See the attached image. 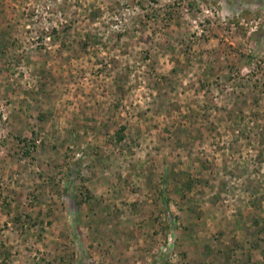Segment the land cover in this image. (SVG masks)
<instances>
[{"label": "rangeland", "instance_id": "obj_1", "mask_svg": "<svg viewBox=\"0 0 264 264\" xmlns=\"http://www.w3.org/2000/svg\"><path fill=\"white\" fill-rule=\"evenodd\" d=\"M0 264H264V0H0Z\"/></svg>", "mask_w": 264, "mask_h": 264}, {"label": "trees", "instance_id": "obj_2", "mask_svg": "<svg viewBox=\"0 0 264 264\" xmlns=\"http://www.w3.org/2000/svg\"><path fill=\"white\" fill-rule=\"evenodd\" d=\"M123 127V126H122ZM118 138H121L122 136L118 133ZM164 197V203H165V208L168 209V200H167V196L163 195Z\"/></svg>", "mask_w": 264, "mask_h": 264}]
</instances>
